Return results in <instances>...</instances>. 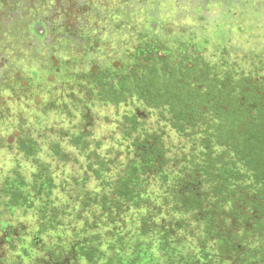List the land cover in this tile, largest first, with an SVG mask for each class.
Here are the masks:
<instances>
[{
  "label": "trees",
  "instance_id": "1",
  "mask_svg": "<svg viewBox=\"0 0 264 264\" xmlns=\"http://www.w3.org/2000/svg\"><path fill=\"white\" fill-rule=\"evenodd\" d=\"M150 1L100 0L102 6L98 11L102 17L99 18L101 23L106 21L109 27H103L107 30L103 40L99 33L92 38L94 44L90 46V52L96 57L92 66L96 65L104 70L100 77L105 79L119 76L114 83V91L112 90L115 98L123 95L117 94V91H128L133 84L140 87L142 92L139 91L145 97L147 80L145 77H138V74L146 67L139 64L136 70L140 71L135 70L136 73L120 71L119 68L129 65L134 67L136 62H140V55L142 57L148 46L147 37L151 35V30H146L144 22L152 17L149 13L154 9L149 10L153 8L148 5ZM137 3H141L140 6ZM240 14L244 16L243 12ZM242 18L239 17V21ZM103 28L100 31L103 32ZM178 28L176 25L162 26L160 35L170 31L169 33H178L180 37L183 33L177 31ZM154 41H159L158 37ZM139 47H142L140 51ZM146 59L147 57H142L143 61ZM111 65L116 66L117 70L111 69L114 68ZM233 67L230 122L233 163L246 162L252 179L257 180L264 177V64L253 56H245L235 61ZM91 73L90 69L73 76L85 79ZM155 73L159 75L160 72ZM194 77V71H187L183 78L172 82L206 83ZM109 81L107 79L105 83ZM166 94L170 99L171 92L167 91ZM200 98L202 101L205 98L212 99L211 96H199ZM48 108L51 109L52 106L49 105ZM80 125V121L76 122L75 134L70 135L75 142L81 137ZM223 138L225 139L224 136ZM39 143L38 139L36 144L34 141L19 139L18 146L29 158L38 152ZM101 143L102 141L98 145ZM79 148L81 149V145ZM87 158L96 161L99 168H92L93 165L89 163L86 173H104L100 168L105 167V158L100 153L90 151ZM56 169L55 162L39 164L36 159V179L34 178L30 187L24 176L17 174L13 178L14 183L8 181L0 189L14 196L9 200L7 209L14 207L27 210L34 205L30 201H36V239L33 237L31 242L23 243L24 251L36 248L35 264H264V236L258 238L260 244L255 243V240L251 242L249 251H241L239 242L229 243L225 236L223 225L226 226V213L228 210L235 213L239 208L236 209L237 204L227 200L228 188L220 185V172L216 175L217 184L207 187L212 201L201 204L200 196L193 189L192 180L186 174L182 175L184 170H178L171 180L169 178L170 181L161 182V179L167 178L168 173L158 170L145 184L136 177L138 175L134 169L116 171L108 186L101 181L102 187L96 192L87 190L82 185L76 186V182H80L85 175L82 173L71 179L70 182L74 185H66L69 189L66 198L57 200L55 191L60 192L65 188L53 180L56 179ZM221 174L223 177L224 170ZM198 187L202 192L201 186ZM201 214L211 215V224L204 225L200 220ZM209 231H214L219 239L216 240L215 248L208 244L211 242L210 238L214 237L206 233ZM20 232L21 237H25V231Z\"/></svg>",
  "mask_w": 264,
  "mask_h": 264
},
{
  "label": "flooded vegetation",
  "instance_id": "2",
  "mask_svg": "<svg viewBox=\"0 0 264 264\" xmlns=\"http://www.w3.org/2000/svg\"><path fill=\"white\" fill-rule=\"evenodd\" d=\"M252 4L216 0L211 4V12L204 11L194 26L176 25L179 27L177 31L183 33L180 37L178 33H169L170 31L163 36L160 35L162 30L160 24L156 28L151 27V35L147 37L149 43L142 54V57L147 59L143 61L140 55V62H136L134 67L129 65L119 68L120 71L136 73L140 71L136 70L139 64L146 67L138 74V77H145L147 80L145 97L140 87L133 84L129 86L128 91H117V94H123L118 96L119 101L122 100L123 104L128 102L130 107L125 105L126 111L117 116L116 121L111 118L102 120L93 115L85 100L81 107H76L79 115H70L68 128L50 129V136L44 135L41 130L36 132L40 148L38 147V152L32 156L34 165L36 159L39 164L55 162L58 169L57 174L55 173L56 179L53 180L65 188L60 192L55 191V198L64 200L69 194L66 185L68 183L71 185V179L82 173L85 175L80 182H76V186L82 185L87 190L96 192L102 187L101 181L108 186L116 171L134 169L137 171L136 177L145 184V181L152 179L153 173L158 170L168 173L167 178L159 182L168 181L169 178L171 180L178 170H184L182 175L186 174L192 180L193 189L197 196H200L201 204H204L212 201L207 193V187L217 184L216 175L220 172V185L228 188L227 200L233 201L237 204L236 209L239 208L235 213H231V210L226 213V226L223 227L227 240L229 243L239 242V247L246 246L245 250L248 251L249 244L254 240L260 244L258 238L264 236V177L252 179L246 162L233 163L230 134L233 65L239 60L236 57H240L243 52L241 57L253 56L264 64L262 46L264 38L261 35L264 34V3H258L260 11L256 9V15L253 17L250 16V9L251 11L254 9ZM241 12L244 16L240 14ZM241 16L242 21H239ZM252 22L254 24H251ZM156 37L159 41H154ZM90 48L88 47V53H92ZM141 48L139 47L138 51ZM187 71H194L195 77L206 83L172 82L183 78ZM155 72L160 73L157 75ZM101 78L105 79L103 76ZM118 78L119 76L106 77V80H110L105 84L110 97ZM167 91L171 92L170 99L167 98ZM95 92L96 89L92 86L86 89L87 96ZM199 96H211L212 99L205 98L202 101ZM115 97L113 95L112 98ZM50 106L53 107V104ZM79 121L82 128L79 132L81 137L75 142L71 136L75 131L76 122ZM104 124L107 127L104 128ZM101 141L102 143L98 145ZM80 145L82 150L79 148ZM44 146L49 150L46 156L49 157L48 160L41 159ZM67 147H74L77 150L76 156L69 152ZM90 151L100 153L105 158L101 159L105 167L100 168L104 173H86L89 163L93 165L92 168H99L96 161L87 158ZM206 172L209 174L206 175ZM34 178L36 179V174ZM8 181L15 182L11 177L2 186ZM198 186H201L202 192ZM12 195L0 190V206L8 207L9 200L14 197ZM200 220L207 225L211 224L212 217L201 214ZM20 231H25V237H21ZM28 233L23 226L21 228L12 225L0 226V264L3 263L7 251L15 248V244L24 246L23 243L31 242L33 237L36 239V234L31 236ZM206 233L214 236L210 238L211 242L208 244L215 248L216 240H219L216 233L214 231Z\"/></svg>",
  "mask_w": 264,
  "mask_h": 264
},
{
  "label": "rangeland",
  "instance_id": "3",
  "mask_svg": "<svg viewBox=\"0 0 264 264\" xmlns=\"http://www.w3.org/2000/svg\"><path fill=\"white\" fill-rule=\"evenodd\" d=\"M234 1L253 3L251 17L256 15V9L260 11L258 5L264 3ZM101 6L100 0H0V189L16 174L24 176L29 187L34 182V158L25 156L18 146L19 139L36 144V132L42 128L46 136H50V129L68 128L70 115L78 116L76 110L85 100L93 115L102 120L116 121L126 106L130 107L128 102L123 104L119 98L108 95L106 79L99 75L104 70L92 66L91 60L96 57L87 52L94 44L93 36L99 33L103 40L107 32L103 27H109L99 18ZM241 55L236 58L241 59ZM90 69L92 73L85 79L73 76ZM111 69L117 70L116 66ZM89 86L96 92L87 96ZM48 104L53 107L49 109ZM67 150L76 156L74 147ZM48 154L49 150L42 147L41 159L48 160ZM30 202L35 205L36 201ZM34 205L32 210L0 206V226H23L32 236L36 232ZM15 245L7 251L2 264L36 263V248L24 251L23 246ZM244 250L242 247L241 251Z\"/></svg>",
  "mask_w": 264,
  "mask_h": 264
},
{
  "label": "crops",
  "instance_id": "4",
  "mask_svg": "<svg viewBox=\"0 0 264 264\" xmlns=\"http://www.w3.org/2000/svg\"><path fill=\"white\" fill-rule=\"evenodd\" d=\"M215 2L216 0H151L148 5L153 8L149 10H154L149 13L152 17L144 22V26L146 30H150L151 27L156 28L158 24L164 27L173 25L192 27L204 11L211 12V4ZM140 4L137 3L139 6ZM143 5L147 6V4Z\"/></svg>",
  "mask_w": 264,
  "mask_h": 264
}]
</instances>
